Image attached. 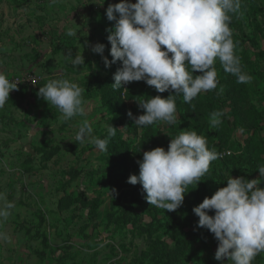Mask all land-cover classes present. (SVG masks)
Returning a JSON list of instances; mask_svg holds the SVG:
<instances>
[{
  "label": "rangeland",
  "instance_id": "rangeland-1",
  "mask_svg": "<svg viewBox=\"0 0 264 264\" xmlns=\"http://www.w3.org/2000/svg\"><path fill=\"white\" fill-rule=\"evenodd\" d=\"M120 2L0 0V72L10 81L35 80L17 86L0 108V192L15 204L0 220L8 237L0 239V264H230L215 259L218 241L198 227L193 209L230 176L264 180L258 171L264 165V0H241L240 12L231 14L236 54L250 82L237 83L217 60L216 90L191 103L177 96L176 124L145 127L128 116L144 114L137 101L175 93H158L144 81L112 88L122 63L105 66L104 57L112 60L107 30L115 23L105 13ZM69 29L77 35L68 36ZM96 44L105 45L102 55L92 52ZM69 50L82 54L84 65L73 67L64 57ZM50 79L85 89L84 116L64 120L38 95ZM217 110L224 116L213 128L210 115ZM83 120L95 137L105 138L108 124L117 129L107 152L75 140ZM187 129L206 136L222 157L169 212L150 205L142 186L127 181L139 175L145 151L167 150L171 137ZM253 264H264V252Z\"/></svg>",
  "mask_w": 264,
  "mask_h": 264
},
{
  "label": "clouds",
  "instance_id": "clouds-1",
  "mask_svg": "<svg viewBox=\"0 0 264 264\" xmlns=\"http://www.w3.org/2000/svg\"><path fill=\"white\" fill-rule=\"evenodd\" d=\"M240 9L241 0H136L135 3L121 0L109 4L105 15L108 21L115 22L114 28L107 30L112 60L103 59L106 67L118 61L122 63L114 74L112 88L119 90L131 82L144 81L158 93H175L167 98L157 95L137 101L144 114L133 117L128 113L136 126H150L158 121L176 124L177 96L182 95L185 103H191L201 93L218 88L217 60L225 72L237 78V83L250 82L251 77L242 70L236 54L237 44L230 27L231 14L239 13ZM66 34L77 35L71 29ZM90 47L101 55L105 50L103 44ZM64 57L75 68L85 63L82 54L73 57L71 50ZM197 72L201 74L194 75ZM16 88L17 84L0 72V108ZM84 92L85 89L68 79H50L39 88L38 95L58 108L64 120H70L85 115ZM223 116L222 110L212 112L210 125L213 128L220 125ZM237 131L243 133L244 129ZM116 132L108 124L107 136L95 137L89 121L83 120L75 140L80 144L89 141L99 151L107 152ZM221 157L214 147H209L206 136L194 130H180L171 137L167 150L156 147L145 151L142 160L137 161L139 175H131L127 182L140 184L150 205L174 212L182 206L189 185L197 186L212 162ZM258 171L264 178V165ZM262 182V179L230 176L227 186L194 207L198 227L208 229L218 241L216 260L227 258L230 264H253L264 252ZM0 202V220H6L15 204L7 200L4 192H0ZM0 239L7 240L6 233L0 232Z\"/></svg>",
  "mask_w": 264,
  "mask_h": 264
},
{
  "label": "built area",
  "instance_id": "built-area-1",
  "mask_svg": "<svg viewBox=\"0 0 264 264\" xmlns=\"http://www.w3.org/2000/svg\"><path fill=\"white\" fill-rule=\"evenodd\" d=\"M12 82H15L17 84V86L22 85V84H34L35 80L31 77H27L26 79H22V78H16L14 80H11ZM14 92V90L10 91L9 94V98L12 96V93Z\"/></svg>",
  "mask_w": 264,
  "mask_h": 264
}]
</instances>
